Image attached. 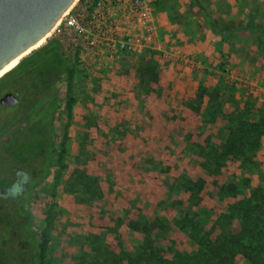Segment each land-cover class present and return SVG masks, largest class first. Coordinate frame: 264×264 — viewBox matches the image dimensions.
Masks as SVG:
<instances>
[{
  "label": "rangeland",
  "instance_id": "obj_1",
  "mask_svg": "<svg viewBox=\"0 0 264 264\" xmlns=\"http://www.w3.org/2000/svg\"><path fill=\"white\" fill-rule=\"evenodd\" d=\"M144 1L147 16L136 0H77L43 42L59 41L68 71L58 82L51 173L30 197L45 244L36 264L193 255L201 245L185 216L206 232L230 204L264 187L258 0L252 18L246 0ZM232 125L244 138L219 159L214 149ZM194 182L204 192L232 183L238 195L194 205Z\"/></svg>",
  "mask_w": 264,
  "mask_h": 264
},
{
  "label": "trees",
  "instance_id": "obj_2",
  "mask_svg": "<svg viewBox=\"0 0 264 264\" xmlns=\"http://www.w3.org/2000/svg\"><path fill=\"white\" fill-rule=\"evenodd\" d=\"M63 55L59 41L48 40L0 77V98L13 92L19 99L11 106L0 103V186H8V179L18 174L29 181L16 190L19 194L0 192V264H36L38 255L45 252V244L38 240L30 197L51 173L53 125L61 105L58 82L68 71ZM229 121L233 123L234 118ZM243 138L230 126L227 140L214 149L217 157L235 153ZM238 149L241 152L243 147ZM189 191L194 205L206 195L218 199L238 195L232 183L216 182L210 192H204V185L194 182ZM46 222L45 239L54 225L53 215ZM184 227L201 247L193 255L178 251L157 264H237L239 255L250 264H264V187L258 186L250 196L230 204L206 232L189 215Z\"/></svg>",
  "mask_w": 264,
  "mask_h": 264
},
{
  "label": "water",
  "instance_id": "obj_3",
  "mask_svg": "<svg viewBox=\"0 0 264 264\" xmlns=\"http://www.w3.org/2000/svg\"><path fill=\"white\" fill-rule=\"evenodd\" d=\"M76 1L0 0V72L15 60L20 62L46 40ZM18 100L15 93L8 92L0 103L11 106Z\"/></svg>",
  "mask_w": 264,
  "mask_h": 264
},
{
  "label": "flooded vegetation",
  "instance_id": "obj_4",
  "mask_svg": "<svg viewBox=\"0 0 264 264\" xmlns=\"http://www.w3.org/2000/svg\"><path fill=\"white\" fill-rule=\"evenodd\" d=\"M8 180H10L9 181L10 183L8 184V186H5V187L0 186V192H3V193L14 192L18 190L19 187L29 184V181L24 179L23 174L21 175L18 174L17 176H14L13 179L9 178ZM17 194H19V192H17Z\"/></svg>",
  "mask_w": 264,
  "mask_h": 264
},
{
  "label": "crops",
  "instance_id": "obj_5",
  "mask_svg": "<svg viewBox=\"0 0 264 264\" xmlns=\"http://www.w3.org/2000/svg\"><path fill=\"white\" fill-rule=\"evenodd\" d=\"M228 1V0H227ZM233 1V0H232ZM246 12H245V17L252 18L253 13L251 9L256 8V4L252 0H246ZM260 11V13H264V0H258V6H257ZM248 18V19H249ZM260 21H263V19L259 16Z\"/></svg>",
  "mask_w": 264,
  "mask_h": 264
},
{
  "label": "built area",
  "instance_id": "obj_6",
  "mask_svg": "<svg viewBox=\"0 0 264 264\" xmlns=\"http://www.w3.org/2000/svg\"><path fill=\"white\" fill-rule=\"evenodd\" d=\"M136 6L141 8L142 16H147L149 14V7L144 0H136ZM70 22L71 24H74L75 19L73 18Z\"/></svg>",
  "mask_w": 264,
  "mask_h": 264
},
{
  "label": "bare ground",
  "instance_id": "obj_7",
  "mask_svg": "<svg viewBox=\"0 0 264 264\" xmlns=\"http://www.w3.org/2000/svg\"><path fill=\"white\" fill-rule=\"evenodd\" d=\"M45 41V39H43L42 41H40L35 47H38V46H40L41 44H43V42ZM34 47V48H35ZM30 51H28L27 53H29ZM26 53V54H27ZM19 60L20 59H17V60H15L14 62H12L9 66H7L4 70H2L1 72H0V76H3L4 75V73H6V72H8L9 71V69H12L18 62H19Z\"/></svg>",
  "mask_w": 264,
  "mask_h": 264
}]
</instances>
